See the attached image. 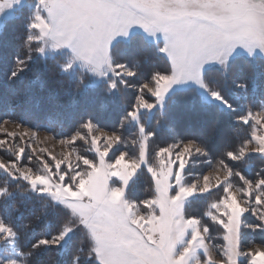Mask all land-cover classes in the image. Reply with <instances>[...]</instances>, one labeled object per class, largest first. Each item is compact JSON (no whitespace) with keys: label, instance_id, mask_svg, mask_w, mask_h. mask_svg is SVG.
<instances>
[{"label":"snow or ice","instance_id":"1","mask_svg":"<svg viewBox=\"0 0 264 264\" xmlns=\"http://www.w3.org/2000/svg\"><path fill=\"white\" fill-rule=\"evenodd\" d=\"M10 8L27 14V54L15 58L9 79L33 53L65 51L60 71L87 69L124 111L118 128L101 126L95 111L57 112L43 136L38 123L0 119V148L14 157L0 160V172L53 209L43 214L50 230L25 226L27 250L0 215V245L10 249L0 264H28L77 235L82 246L71 264H264V241L245 240L246 229L264 233V168L250 175L247 163L253 154L264 161V99L242 105L216 82L230 78L248 100L249 83L230 72L241 58L264 62V0H0V14ZM83 83L80 76L73 97ZM177 85L201 92L193 107L210 120L181 127L170 119L168 94ZM162 122L170 141L154 145ZM130 123L135 134L125 137L120 129ZM197 163L208 170L194 171ZM142 178L143 198L133 195ZM9 195L5 182L0 199ZM198 200L206 201L199 213L190 210ZM246 214L257 222L246 223Z\"/></svg>","mask_w":264,"mask_h":264},{"label":"trees","instance_id":"2","mask_svg":"<svg viewBox=\"0 0 264 264\" xmlns=\"http://www.w3.org/2000/svg\"><path fill=\"white\" fill-rule=\"evenodd\" d=\"M27 22V14H21L16 8L14 15L3 20L0 27V119H20L30 124H40V129L45 130L47 125V117L52 115L55 117L57 112L64 114L73 113L74 116L87 111H95L98 114V120L101 126L119 127V120L123 115V105L119 96L109 95L105 91L103 80H98L95 76L88 73L87 69H81L76 65L70 73L60 71L59 63L65 58V51L52 53L51 55H41L33 53V59L29 62L28 67L17 77L9 79L15 58L20 56L23 58L27 54V49L23 47V39L25 34V25ZM142 34H138L136 39H140ZM138 58L133 53L129 59ZM84 77V83L80 86V92L73 97L72 93L79 83V77ZM230 76L249 83L248 100L245 101V93L236 89L231 79L218 77L216 81L225 92L231 95H238L240 100L238 103L246 106L248 104H259L264 99V62L249 61L246 58L237 60L231 69ZM63 87L68 90L67 95H58L57 89ZM171 104L170 119L179 123L181 127L191 122H206L211 117L197 112L193 107V103L198 107L201 97L197 91L183 93L181 90H175L168 95ZM258 109L254 107V110ZM36 119L33 120L32 116ZM155 114H152L149 123L155 126ZM222 127L229 123L228 117H221ZM71 122H74L71 121ZM69 123V121H65ZM56 131H64L58 124L48 125ZM125 137H131L135 134L136 128L134 124H126L120 129ZM246 134V129L241 135ZM168 139L166 125L162 122L160 126L159 138L154 141L160 144L162 140ZM86 146V145H85ZM89 154L87 150H85ZM248 164L251 165V175L253 168L255 171L264 168V161L260 160L256 154L250 159ZM200 167V166H198ZM194 171L197 170L195 167ZM247 171V169H246ZM8 183L10 195L5 199H0V215L5 219H9L21 234L20 243L25 247V238L31 235L30 228L25 227L31 225L35 227L37 232L50 230L49 225L44 221V213L51 217L53 209L43 207V202L37 200L32 193L25 191L26 185L23 181H11L3 172H0V185ZM147 181L141 179L138 181L133 195L143 198L147 191ZM206 201H196L190 210L197 213L204 210ZM36 217H41L37 220ZM56 225L53 224L54 228ZM80 236L73 240L72 244L66 248L56 250L54 254L43 251L34 253L29 258L28 264H71V260L76 254L78 247H81Z\"/></svg>","mask_w":264,"mask_h":264},{"label":"rangeland","instance_id":"3","mask_svg":"<svg viewBox=\"0 0 264 264\" xmlns=\"http://www.w3.org/2000/svg\"><path fill=\"white\" fill-rule=\"evenodd\" d=\"M16 8H10V9H5L4 11H3V13L2 14H0V27H1V25H2V22H3V20H5V19H7V18H10V17H12L13 15H14V10H15ZM139 31V33L140 34H142L143 35V32H142V30H138ZM145 39H149V38H147V37H145ZM56 52H59V51H51V50H49V51H46V53L45 54H43L44 56H46V55H51L52 53H56ZM97 80L96 81H98V80H100L99 78H97V77H95ZM183 88V86H181V85H177V86H175L171 91H170V93L171 92H173V91H175V90H181ZM198 92V94L200 95V97L202 98V94H201V92H199V91H197ZM169 93V94H170ZM168 94V95H169ZM255 110H259V109H255ZM6 119V118H5ZM40 131H41V135L43 136L44 134H46V132H45V130H42V129H40ZM86 144H83L82 142L81 143H79L78 145H77V147L79 148V150L81 151V152H85V150H87L88 151V146L86 145ZM89 155H91V153L89 152ZM11 158H14L13 157V154H12V152L11 151H9L8 149H7V147H5V148H0V160H5V161H7V160H9V159H11ZM26 162V161H25ZM27 163V162H26ZM29 166H36V162L35 161H33L32 162V164H30ZM198 166H200V167H198ZM190 167H192L191 165H190ZM196 168H197V170L196 171H207L208 169H206V168H202V166L199 164V163H197V165L195 166ZM255 172V169L253 168V172L252 173H254ZM255 222H257L256 221V217L255 216H253V215H251V214H246V223H248V224H252V223H255ZM213 235H215V232H213ZM245 240H246V243L248 242V241H255L256 243H259V242H261V241H264V233H261V232H259V231H256V232H253L251 229H246L245 230ZM213 243H219V242H221V241H219V240H217V241H212ZM250 246V245H249ZM56 250H59V249H56ZM56 250H53V251H50L51 252V254H54V252L56 251ZM9 251H10V249L7 247V246H2V245H0V255H5V256H7L8 254H9Z\"/></svg>","mask_w":264,"mask_h":264}]
</instances>
